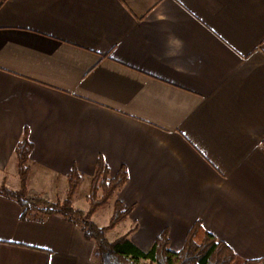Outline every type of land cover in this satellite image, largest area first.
<instances>
[{"label": "crops", "instance_id": "obj_1", "mask_svg": "<svg viewBox=\"0 0 264 264\" xmlns=\"http://www.w3.org/2000/svg\"><path fill=\"white\" fill-rule=\"evenodd\" d=\"M28 130L30 188L88 210L100 157L129 180L120 227L171 250L192 225L241 257H264V0H0V185L20 187ZM110 217L99 218L106 205ZM109 220V221H108ZM63 214L26 218L0 192V264H102Z\"/></svg>", "mask_w": 264, "mask_h": 264}, {"label": "trees", "instance_id": "obj_2", "mask_svg": "<svg viewBox=\"0 0 264 264\" xmlns=\"http://www.w3.org/2000/svg\"><path fill=\"white\" fill-rule=\"evenodd\" d=\"M34 147L28 130L16 146L17 166L20 187L11 189L5 183L0 192L16 199L24 207V216L42 220L48 215L63 214L78 223L85 236L94 240V255L102 264H264V257L241 258L233 248L215 234L207 230L201 220H197L187 233L184 246L178 252L171 250V238L168 229L156 238L154 244L145 250L135 244L128 235L110 240L107 231L116 227L132 212L133 206L124 200H115L114 211L109 223L99 226L93 221V214L114 198L116 193L129 180L128 168L123 165L112 174L109 164L100 157L96 172L91 180L88 210L76 207L74 196L83 181V174L73 165L69 175V188L64 199L52 200L44 191L32 189L28 185L31 172L29 157ZM144 260V261H142Z\"/></svg>", "mask_w": 264, "mask_h": 264}, {"label": "rangeland", "instance_id": "obj_3", "mask_svg": "<svg viewBox=\"0 0 264 264\" xmlns=\"http://www.w3.org/2000/svg\"><path fill=\"white\" fill-rule=\"evenodd\" d=\"M110 206H113L112 203H111V205H106L105 207H103V209H101L99 211L100 212L99 213V218H101L102 221H105L106 217H108V216L110 217V214H109L110 209L113 210V208L110 207ZM120 233H121V229H120V227H117V229L113 233V236L116 237V238L117 237H121ZM142 261H144V260H142Z\"/></svg>", "mask_w": 264, "mask_h": 264}]
</instances>
